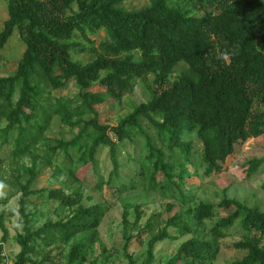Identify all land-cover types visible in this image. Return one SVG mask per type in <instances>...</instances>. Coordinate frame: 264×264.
<instances>
[{
  "label": "trees",
  "instance_id": "16d2710c",
  "mask_svg": "<svg viewBox=\"0 0 264 264\" xmlns=\"http://www.w3.org/2000/svg\"><path fill=\"white\" fill-rule=\"evenodd\" d=\"M126 1L6 0L0 51L15 29L25 49L15 72L0 77V147L11 144L15 162H30L20 168L25 181L17 183L18 209L8 215L21 218L12 264H58L52 253L82 234L87 237L71 247L66 264H87L98 248L96 230L109 206L86 207L79 192L31 190L41 167H53L54 159L62 156L53 175L80 182L90 169H99V154L106 152L111 169L106 179L99 176L98 191L116 186L119 193L128 192L141 180L146 191L174 200L177 193L185 204L177 180L190 176L188 168L197 174L200 167L205 176L218 173L237 144L264 137V0H150L132 11L122 7ZM100 31L105 37L94 48L89 37ZM72 51L90 52L91 60H74ZM148 77L154 89L147 102L115 126L100 123V106L120 104L136 79ZM70 85L73 96H51ZM54 118L70 133L77 130L71 139L44 136ZM194 141L200 145L198 164L192 159ZM125 142L134 146V156L126 153L132 172L122 183L118 148ZM262 161L248 162V170ZM31 197L55 202L67 214L32 231ZM219 207L233 211L214 220V206L200 202L168 217L160 229L149 218L142 229L152 236L140 264H155L156 244L184 236L190 238L165 264H212L236 223L242 235L232 248L245 255L232 264H264V213L229 199ZM6 216L1 210L0 264H6ZM126 217L124 212V225ZM141 217L136 212L134 223ZM124 257L135 264L126 251Z\"/></svg>",
  "mask_w": 264,
  "mask_h": 264
},
{
  "label": "rangeland",
  "instance_id": "374dc122",
  "mask_svg": "<svg viewBox=\"0 0 264 264\" xmlns=\"http://www.w3.org/2000/svg\"><path fill=\"white\" fill-rule=\"evenodd\" d=\"M150 0H129L122 4V7L128 11L138 10L141 7L149 4ZM184 4L181 2V5ZM189 6L188 3L184 6ZM6 0H0V31L3 23L7 20ZM105 37L103 31H100L95 36H90L89 39L94 43L96 48ZM24 45L19 40L18 30L13 31L4 49L0 51V77L12 75L17 67V62L20 60ZM74 60L80 62H88L91 60V53H78L72 51ZM152 78L136 79L132 85L130 93L122 100L120 104L108 103L98 108L99 121L102 124H110L115 126L119 118L127 115L132 109L140 103H145L151 98ZM95 91V89H92ZM76 93V89L72 85L67 90H61L51 93L52 97H70ZM264 109V107H263ZM149 126L147 125L146 128ZM149 131H151L149 129ZM77 130L72 133L69 129L62 127L58 120L54 118L45 132V137L51 139H63L65 141L72 138ZM191 139L187 137V140ZM195 154L192 156L195 164L199 163L200 145L198 142H193ZM134 146L125 142L119 146V156L121 159L120 174L123 181H127V176L123 177L127 172L130 174L131 168L128 167L126 153H129L130 158H133ZM11 144L0 147V211L4 210L7 215L3 221V227L6 230L7 238L3 246V255L6 259V264H12L15 255L19 252V246L16 244L15 236L22 233L20 222L21 218L18 214L8 216L11 212L18 209V182H24L25 176L22 173V165L29 166L30 162L27 158L20 162H15L11 158ZM39 153V152H38ZM42 154V153H41ZM264 160V137L247 140L245 143H239L235 146L233 153L226 159L222 165L220 172L205 176L202 169L198 167L197 174L193 167L188 168L190 176L182 183L177 180L182 197L185 199V204L179 200V195L176 193L177 199H168L161 197L153 192H148L144 189L141 180H137V188L128 192H118V187L113 186L107 188L103 186L101 191H98L95 186L99 180V176L107 178L111 169L107 153L99 154L98 170L90 169L80 182H74L60 173L58 177L53 175V171L57 164L62 161V156L54 159L53 167L44 165L41 167L40 174L35 179L31 186V190L40 189H63L66 194L79 192L82 195V204L86 207L93 204H102L110 207L109 212L104 216L100 226L96 230L98 248L89 254L87 264H90L96 258L97 264H127L124 257V252L130 255L135 264H140L144 260L146 253L147 242L152 236L150 230L142 229L145 222L152 218L154 229H160L164 226V222L168 217L183 212L186 208H191L200 202L214 206L215 218L225 217L233 211V208L223 209L219 204L223 199L234 200L246 207L256 208L264 213V162L254 171L248 170V162ZM126 173V175H127ZM131 177V176H130ZM162 175L158 174L157 179L161 180ZM167 206H172L168 208ZM137 209V211H135ZM27 212L32 214V231L37 230L47 221L56 222L63 218L67 211L60 209L55 202H47L42 197H31L27 205ZM127 213V224H123V213ZM136 212H141L142 217L138 224H135ZM212 222L205 223V229L211 227ZM155 231V230H154ZM154 231L152 233H154ZM173 232L172 229L169 230ZM3 232L0 229V240ZM242 231L236 223L233 227L226 231V237L220 241V250L215 262L212 264H232L235 261H240L245 255V252L237 251L232 248L233 243L241 239ZM87 235L76 236L67 246L61 250H56L52 253L56 257L58 264H66V255L71 247L82 242ZM190 238L184 236L178 241H165L158 243L154 248L155 264H165L168 259L176 252L178 245ZM125 244L126 250L124 249ZM264 244V241H263ZM49 250L46 248L45 251ZM60 251V252H59ZM104 254L102 255V253ZM106 257V259H104Z\"/></svg>",
  "mask_w": 264,
  "mask_h": 264
}]
</instances>
